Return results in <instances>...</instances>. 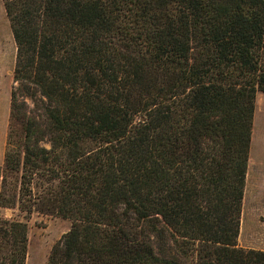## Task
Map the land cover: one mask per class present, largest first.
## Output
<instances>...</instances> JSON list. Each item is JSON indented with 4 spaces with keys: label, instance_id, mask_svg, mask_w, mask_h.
<instances>
[{
    "label": "trees",
    "instance_id": "1",
    "mask_svg": "<svg viewBox=\"0 0 264 264\" xmlns=\"http://www.w3.org/2000/svg\"><path fill=\"white\" fill-rule=\"evenodd\" d=\"M4 1L41 115L13 95L0 264L36 213L72 222L47 264H264L238 245L264 0Z\"/></svg>",
    "mask_w": 264,
    "mask_h": 264
},
{
    "label": "rangeland",
    "instance_id": "2",
    "mask_svg": "<svg viewBox=\"0 0 264 264\" xmlns=\"http://www.w3.org/2000/svg\"><path fill=\"white\" fill-rule=\"evenodd\" d=\"M17 62V45L11 22L0 1V167L4 166L8 147V135L11 121L13 95L19 113L30 119H39L41 106L33 98L35 90L14 81ZM46 139V137H45ZM45 146L49 147L46 143ZM245 191L246 213L242 219L238 245L246 250L264 251V94L259 93L252 135L251 155ZM0 217L24 220L18 210L0 209ZM28 223V254L26 264H47L53 246L71 228L67 219L34 214ZM155 241L156 248L162 254H168L167 241Z\"/></svg>",
    "mask_w": 264,
    "mask_h": 264
},
{
    "label": "crops",
    "instance_id": "3",
    "mask_svg": "<svg viewBox=\"0 0 264 264\" xmlns=\"http://www.w3.org/2000/svg\"><path fill=\"white\" fill-rule=\"evenodd\" d=\"M248 186H249V185H247V187H246L247 190H248ZM245 202H246V198H244L242 219H243V216H245V213H246V209H245L246 205H245ZM263 211H264V210H263ZM241 225H242V220H241Z\"/></svg>",
    "mask_w": 264,
    "mask_h": 264
}]
</instances>
